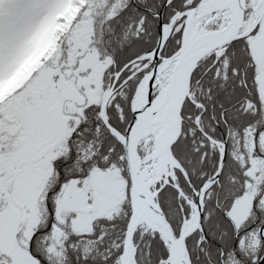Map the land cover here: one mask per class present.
I'll use <instances>...</instances> for the list:
<instances>
[{
    "label": "snow or ice",
    "instance_id": "6c2138e0",
    "mask_svg": "<svg viewBox=\"0 0 264 264\" xmlns=\"http://www.w3.org/2000/svg\"><path fill=\"white\" fill-rule=\"evenodd\" d=\"M0 264H264V0H0Z\"/></svg>",
    "mask_w": 264,
    "mask_h": 264
}]
</instances>
